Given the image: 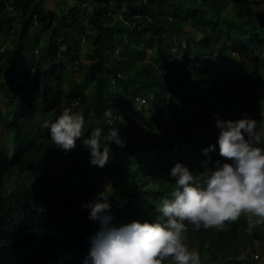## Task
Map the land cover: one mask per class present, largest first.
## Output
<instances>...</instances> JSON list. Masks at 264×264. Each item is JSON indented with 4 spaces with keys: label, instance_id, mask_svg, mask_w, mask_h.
<instances>
[{
    "label": "trees",
    "instance_id": "1",
    "mask_svg": "<svg viewBox=\"0 0 264 264\" xmlns=\"http://www.w3.org/2000/svg\"><path fill=\"white\" fill-rule=\"evenodd\" d=\"M253 1L0 0V264H83L100 229L86 206L104 202L100 193L114 227L163 224L156 208L176 190L175 164L203 187L216 161L230 163L214 117L259 122L264 108V10ZM64 108L85 118L71 151L43 126ZM95 127L125 141L110 145L103 169L83 145ZM255 220L185 222L184 243L200 264H255L244 248L264 240V223L249 229Z\"/></svg>",
    "mask_w": 264,
    "mask_h": 264
},
{
    "label": "clouds",
    "instance_id": "2",
    "mask_svg": "<svg viewBox=\"0 0 264 264\" xmlns=\"http://www.w3.org/2000/svg\"><path fill=\"white\" fill-rule=\"evenodd\" d=\"M214 119L220 129L219 155L230 163L216 161L215 170L203 187L186 166L175 164L170 175L175 179L176 190L171 199H163L156 208L166 218L163 224L133 222L114 227L113 217L108 214L111 211L108 197L100 193L98 199L104 202L86 206L91 210L88 218L98 222L100 229L90 237L83 264H163L168 258L174 264H200L199 253L189 251L184 243L185 222L196 230L201 226L219 229L244 214L258 218L249 222L250 230L264 223V147L260 146L264 144V114L261 113L259 122L251 117L236 121ZM43 126L49 130L54 145L71 151L82 138L85 118L82 112L74 114L64 108L55 122H45ZM113 143L120 148L125 146L117 128L109 127L107 132L103 127L93 128L89 138L83 140L90 152V165L106 167L113 158L110 147ZM203 151L207 155L215 151V146Z\"/></svg>",
    "mask_w": 264,
    "mask_h": 264
},
{
    "label": "rangeland",
    "instance_id": "3",
    "mask_svg": "<svg viewBox=\"0 0 264 264\" xmlns=\"http://www.w3.org/2000/svg\"><path fill=\"white\" fill-rule=\"evenodd\" d=\"M47 1H48V4H50L51 7H56V6L60 5V4H62L63 1L70 2V0H47ZM258 1L261 2L260 4H257L258 5V8L264 10V0H258ZM251 3H254V1L251 0ZM235 8H236V5L235 4H232L230 6V9L231 10L232 9H235ZM250 8H253V6H250ZM86 11H89V8L88 7H87ZM82 44H83V51H84L86 49L85 42L82 41ZM35 64L37 66H41L40 60H39V58L37 56H36ZM259 66L261 68L262 73L264 74V59H261L260 60V65ZM77 76H80V74H77ZM259 89H260L259 91L261 92V94L264 95V82L262 83V85L260 86ZM0 101H1V103L3 105L4 98L2 96H0ZM57 105H58V107L62 108L64 106V100L63 99H60L59 101H57ZM261 113L264 114V108H263V110H262ZM261 113L259 114L260 116H261ZM260 116H259L258 119H260ZM60 167H61L60 165H57L56 168H60ZM204 172L206 174H209L210 173V171L207 168L204 170ZM17 180H18L17 175H16V173H14V175L12 176L11 182L8 184L9 190L16 186ZM249 217L258 219L257 217H254V216H249ZM225 226L226 225H224V229H225ZM246 244L247 245L244 248H247L246 249L247 252H245V253L251 254V253L256 252L257 254H260V257H261V263L260 264H264V252H263L264 251V240H257V241H254L252 243H249L248 242ZM250 244H252V246L254 248L253 250H250V248H249V245ZM243 255H245V254L243 253ZM255 264H257V263H255Z\"/></svg>",
    "mask_w": 264,
    "mask_h": 264
},
{
    "label": "built area",
    "instance_id": "4",
    "mask_svg": "<svg viewBox=\"0 0 264 264\" xmlns=\"http://www.w3.org/2000/svg\"><path fill=\"white\" fill-rule=\"evenodd\" d=\"M145 101V100H144ZM110 112H107V115H109ZM252 259L254 260V262L258 263L259 262V255L255 254L252 256Z\"/></svg>",
    "mask_w": 264,
    "mask_h": 264
}]
</instances>
